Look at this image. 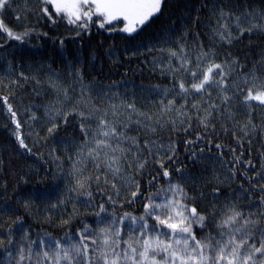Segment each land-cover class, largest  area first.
<instances>
[{"label":"snow or ice","instance_id":"snow-or-ice-1","mask_svg":"<svg viewBox=\"0 0 264 264\" xmlns=\"http://www.w3.org/2000/svg\"><path fill=\"white\" fill-rule=\"evenodd\" d=\"M168 3L24 0L21 6L18 0H0L4 43L23 44L33 34L48 37L37 29L41 21L53 27L64 23L73 42L91 36L94 28L126 34V54H147L151 59L143 63L170 82L141 85L138 105L135 91L129 94L125 87L121 93L116 84L87 79L82 45L75 60L67 61L66 79L51 64H28L30 72H25L24 65L17 70L9 63L10 71L0 77L5 89L0 107L14 124L12 135L19 149L36 156L39 149L33 152V147L56 137L70 118L77 121L79 135L67 142L63 157L52 149L44 161L50 167L43 179L58 183L45 190H21L20 184L32 181L20 176L10 194L8 182L0 184V197L20 206L0 205V217L12 213L0 219V264H264V151L259 152V168L252 160L253 140L264 143V54L249 66L247 54L242 58L231 51L245 39L251 43L253 36L264 37V0L262 6L250 0H199L198 7L185 3L188 22L179 31L168 27L147 44L137 41L164 16ZM204 12L208 19L201 20ZM9 13L21 22L19 29L5 23ZM166 23L175 21L169 18ZM197 24L207 30V43L199 31L190 30L189 25ZM54 43L66 50L64 38H54ZM107 55L116 53L110 49ZM91 56L96 59L95 53ZM41 72L52 98L24 109L31 122H41L33 107L44 111V136L35 133L30 146L15 89L22 82L41 84ZM257 112L259 124L254 119ZM219 134L230 135L237 147L213 143ZM173 136L183 139L178 142ZM181 146L194 164L212 159L205 156V148L214 147L215 162L227 168V174L221 178L213 172L206 180L186 171L183 162L177 163ZM226 147L232 153L230 167L223 160ZM212 180L205 205V193L193 185ZM237 181L231 194L222 192L220 185ZM137 203L139 214L124 210ZM53 213L64 228L63 236L47 230L33 233L32 223L57 222ZM85 215L92 221L79 219ZM73 224L79 225L75 231Z\"/></svg>","mask_w":264,"mask_h":264},{"label":"trees","instance_id":"trees-1","mask_svg":"<svg viewBox=\"0 0 264 264\" xmlns=\"http://www.w3.org/2000/svg\"><path fill=\"white\" fill-rule=\"evenodd\" d=\"M18 2L23 6L24 0H18ZM254 2L257 6L261 5V0H250ZM196 4L199 6V0H169L168 7L165 10L164 16L146 29L143 35L137 37V41H142L144 44L149 43L154 40V38L161 32L162 29L171 27L174 30L179 31L184 23L188 21L184 18L185 13L189 12L190 9L184 7V4ZM195 15V13H193ZM171 18L175 21L174 24H168L166 21ZM29 19L36 23L34 17H29ZM208 19L207 12L202 13L201 20ZM5 23L14 29H19L21 22L15 20L14 14L9 13L5 18ZM38 31L47 32L48 37L33 34L31 38L20 44L16 41L6 40V34L0 32V43H4L3 49H0V77L6 75L9 71V63L13 65L14 69H19L20 65H24L23 70L25 72H30L27 67L28 64L44 63L45 65L51 64L52 68L62 73L67 78V61L75 60L77 55V48L81 45L84 51L80 54L82 60L85 64V71L88 73L87 79L91 81L93 78L100 81L105 86H111L116 84L119 87V91L124 93L125 87L127 88L129 94L132 91L137 93V104H141L140 97V86L143 85L145 88L151 85H168L170 82L168 79L160 77L157 72L151 71V65H146L143 63L144 60H150L151 57L145 54L144 56L132 57L130 54H126L125 49L129 46V41L125 39L126 34L121 33H107L104 31H97L95 28L91 36L85 37L82 41L76 40L73 42L68 39L72 33L64 23H60L58 26L53 27L47 25L45 22L41 21L36 25ZM192 32L199 31L201 33L200 39L207 43L206 29L202 28L201 25L197 24L195 26L189 25ZM64 38L66 50L61 49L58 43H54V38ZM189 40L193 37L189 36ZM11 45V46H9ZM110 49H114L116 55H107ZM231 51L233 54L239 53L243 58L247 54L248 65L251 66L253 62L259 60L260 56L264 54V37L253 36L251 43L248 39H245L242 43L234 46ZM91 53H95L96 59H92ZM118 57V59H117ZM39 78L42 81L41 84H36L34 82L23 83L22 86L15 89V103L18 108V115L21 122L24 124L23 132L25 134L26 141L32 146L33 140L35 139V133H39L40 136H44V129L42 126L44 111L43 107H33V111L37 112L38 117L41 118V122H31L28 121L29 113H26L24 109L29 105H43L49 99L52 98L51 92L48 85L44 83L45 75L43 72L39 74ZM36 89L41 92V95H36L33 91ZM5 89L3 85H0V92H4ZM6 94V93H5ZM155 99V97H153ZM179 102V101H178ZM255 121L259 124L261 122V117L257 112L254 115ZM29 123L32 124V128H29ZM14 124L11 122L6 110L0 107V184L7 181L9 187L7 189L8 193L12 192V185L14 181L18 180V177L24 176L30 179L32 183L28 185L20 184L21 190H29L33 188H40L45 190L48 184L58 183L48 179H43L45 176V169L50 167L49 164L45 165L44 161L48 160V152L55 149L56 154L63 157L64 147L72 137L79 135V129L77 127V121L70 118V123L68 125H61L60 131L56 137L50 138L47 143L36 145L33 147V152H37L36 156H33L23 150L19 149L15 137L12 135V129ZM32 135H29V132ZM219 131V130H218ZM167 139V137H165ZM173 139L178 142L183 139V136H173ZM221 143L223 145H228L231 147H237L234 139L230 135L219 134L218 138L213 141V143ZM203 146V145H201ZM237 151L239 149L237 148ZM264 151V143L261 142L260 138L253 140L252 144V160L253 163L259 168V152ZM179 160L177 163L183 162L185 165V170L193 173L194 175L200 177L201 179L211 180L213 172L219 174L221 178L227 174V168H222L219 163L215 162V158L218 153L216 149L212 147L211 151L205 148V156L212 157V159H206L201 163L194 164L191 159L188 158V154L184 152L183 146L179 149ZM248 155L247 147L245 149V156ZM41 156L43 159H41ZM223 160L225 164L230 167L228 163L232 160V153L229 152L228 148L224 149ZM249 175H252L249 172ZM163 183V181H161ZM215 181L212 180L211 183H205L204 185L196 184L193 185L198 191H203L205 193L204 204H207L208 198L212 193V186ZM239 186V181L234 183H225L220 185L222 192L231 194ZM247 187V185H245ZM4 189L0 187V192ZM257 194L253 193V196ZM83 199V197L81 198ZM99 199V197H97ZM247 202L245 201V204ZM0 205L8 206L19 209V204L15 202L14 199H8L7 197H0ZM41 207H43L41 205ZM81 212L84 213L85 209L81 207ZM125 211L135 212L139 214L142 211L140 204L137 203L133 207H128L125 205ZM12 213H8L11 216ZM8 216L0 217V219L7 220ZM55 223H46L43 221H38L32 223L33 233L40 232L42 230H47L56 236H63L64 228L58 226V220L56 214L53 213ZM14 218V217H13ZM79 219H87L89 222L92 221L90 215H85ZM78 224H73L72 231H75Z\"/></svg>","mask_w":264,"mask_h":264}]
</instances>
